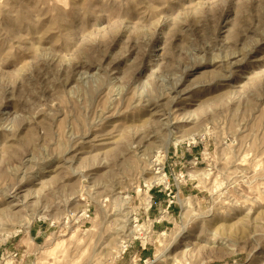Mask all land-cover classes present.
I'll return each instance as SVG.
<instances>
[{
    "label": "rangeland",
    "instance_id": "1",
    "mask_svg": "<svg viewBox=\"0 0 264 264\" xmlns=\"http://www.w3.org/2000/svg\"><path fill=\"white\" fill-rule=\"evenodd\" d=\"M15 244L264 264V0H0V264Z\"/></svg>",
    "mask_w": 264,
    "mask_h": 264
},
{
    "label": "crops",
    "instance_id": "2",
    "mask_svg": "<svg viewBox=\"0 0 264 264\" xmlns=\"http://www.w3.org/2000/svg\"><path fill=\"white\" fill-rule=\"evenodd\" d=\"M34 232H36V234H33ZM28 233V232H27ZM26 233V234H27ZM39 233H40V231L39 230H36L35 228H32V229H30V231H29V238L31 239V240H36V238H38V236H39ZM33 242V241H32ZM12 250V251H11ZM10 251L11 252H13V251H17L18 252V256H17V258L15 259V260H13L12 262H14L15 264H25L26 263V257L28 256V255H30L31 253H26L25 252V250H23L22 252H21V250H19V247H17V245L15 244V245H13V246H11V249H10ZM3 257H4V254H3Z\"/></svg>",
    "mask_w": 264,
    "mask_h": 264
},
{
    "label": "bare ground",
    "instance_id": "3",
    "mask_svg": "<svg viewBox=\"0 0 264 264\" xmlns=\"http://www.w3.org/2000/svg\"><path fill=\"white\" fill-rule=\"evenodd\" d=\"M160 163L159 164H155V165H153L154 166V169H153V171L155 172V174H158V173H160ZM159 166V167H158ZM187 206H188V204H187V202L185 201V203L183 202V204H182V207L183 208H187ZM26 228H28V227H26ZM136 228V227H135ZM126 231V230H125ZM133 231L132 230H130L129 231V234L130 233H132ZM9 233H6V235H8ZM119 250H121L122 251V246H120V249ZM157 259V258H156Z\"/></svg>",
    "mask_w": 264,
    "mask_h": 264
},
{
    "label": "built area",
    "instance_id": "4",
    "mask_svg": "<svg viewBox=\"0 0 264 264\" xmlns=\"http://www.w3.org/2000/svg\"><path fill=\"white\" fill-rule=\"evenodd\" d=\"M17 256H18V252L17 251H13L10 254L9 258H11V260L13 261V260H15L17 258Z\"/></svg>",
    "mask_w": 264,
    "mask_h": 264
}]
</instances>
